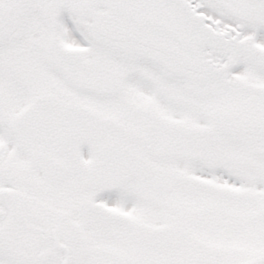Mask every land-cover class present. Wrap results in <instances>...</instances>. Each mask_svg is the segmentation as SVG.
Wrapping results in <instances>:
<instances>
[{
	"label": "snow or ice",
	"instance_id": "obj_1",
	"mask_svg": "<svg viewBox=\"0 0 264 264\" xmlns=\"http://www.w3.org/2000/svg\"><path fill=\"white\" fill-rule=\"evenodd\" d=\"M0 264H264V0H0Z\"/></svg>",
	"mask_w": 264,
	"mask_h": 264
}]
</instances>
